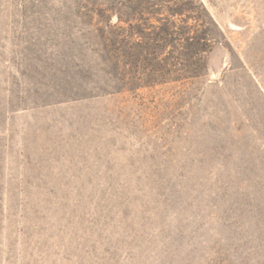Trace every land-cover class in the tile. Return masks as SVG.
<instances>
[{
	"label": "rangeland",
	"instance_id": "374dc122",
	"mask_svg": "<svg viewBox=\"0 0 264 264\" xmlns=\"http://www.w3.org/2000/svg\"><path fill=\"white\" fill-rule=\"evenodd\" d=\"M0 264H264V0H0Z\"/></svg>",
	"mask_w": 264,
	"mask_h": 264
}]
</instances>
